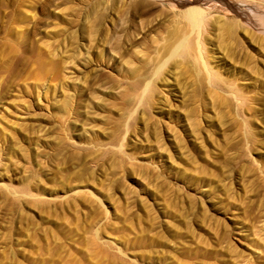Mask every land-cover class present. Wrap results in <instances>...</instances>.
<instances>
[{
    "label": "rangeland",
    "instance_id": "obj_1",
    "mask_svg": "<svg viewBox=\"0 0 264 264\" xmlns=\"http://www.w3.org/2000/svg\"><path fill=\"white\" fill-rule=\"evenodd\" d=\"M0 264H264V0H0Z\"/></svg>",
    "mask_w": 264,
    "mask_h": 264
},
{
    "label": "bare ground",
    "instance_id": "obj_2",
    "mask_svg": "<svg viewBox=\"0 0 264 264\" xmlns=\"http://www.w3.org/2000/svg\"><path fill=\"white\" fill-rule=\"evenodd\" d=\"M205 10L203 8H198V7H191L188 8V10L186 11V16L188 18V20L190 21V23L195 26L198 27L203 24L204 22V12ZM180 43V42H179ZM186 44H183L181 46L178 47V49L180 50V52H185L186 51ZM199 48V47H198ZM199 51V50H198ZM200 52V51H199Z\"/></svg>",
    "mask_w": 264,
    "mask_h": 264
}]
</instances>
